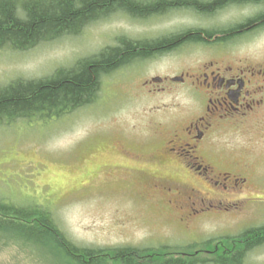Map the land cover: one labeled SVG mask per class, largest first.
Masks as SVG:
<instances>
[{
  "label": "rangeland",
  "instance_id": "rangeland-1",
  "mask_svg": "<svg viewBox=\"0 0 264 264\" xmlns=\"http://www.w3.org/2000/svg\"><path fill=\"white\" fill-rule=\"evenodd\" d=\"M187 12L190 11H172L139 21L110 14L90 22L76 35L42 43L25 52L0 49V85L50 77L107 46H114L121 36L152 39L169 35L171 20L177 13ZM238 57L264 65V27L220 45L183 44L166 57L138 60L116 68L101 76L93 103L55 121L17 120L0 127V198L17 205L45 206L67 240L78 247L149 248V255L140 254L146 259L162 251L172 257L206 260L223 254L224 241H209L204 248L201 243L205 241L189 238L201 229L208 235L222 231L239 234L236 226L240 224L264 223V104L257 109L259 124H249L248 135H241L234 128L223 133L217 130L208 143L224 161L234 159L249 164L250 169L242 174L261 190L255 194L261 204L251 205L237 225L225 219L217 230L215 225L201 220L193 222L189 231L185 228L189 227L185 214L166 208L162 192L145 197L137 185L128 181L133 174L127 177L120 172L108 174L107 170L142 166L143 162L135 161L134 155L146 157L151 148L158 146L164 128L193 114L201 115L202 102L195 105L185 93L188 89L174 85L161 91L156 84L143 87L145 82L196 71L220 59L232 62ZM129 154L131 159L124 156ZM172 155L174 160L184 163L185 157L176 152ZM144 169L148 173L153 171ZM143 198L146 202L141 201ZM7 241V245H0V264H43L29 248L11 242L17 240ZM193 244L197 245L192 247ZM197 250L201 253L192 255ZM106 262L112 264L110 260ZM245 264H264V245L249 252Z\"/></svg>",
  "mask_w": 264,
  "mask_h": 264
},
{
  "label": "trees",
  "instance_id": "trees-1",
  "mask_svg": "<svg viewBox=\"0 0 264 264\" xmlns=\"http://www.w3.org/2000/svg\"><path fill=\"white\" fill-rule=\"evenodd\" d=\"M214 4L215 0H0V49L25 52L39 44L76 35L89 22L110 14L139 21L180 10L201 14L210 9L215 13L219 8ZM213 30L216 31L191 29L181 34L179 43L175 33L152 39L121 36L114 46L50 77L0 85V127L10 126L17 120H58L93 103L101 76L116 68L173 51L185 43L211 40L215 33L219 34V41L243 34ZM137 179L135 175L128 177L132 184ZM236 237L243 241L222 242L223 254L208 260L172 257L166 251L150 254L153 257L146 259L140 254L149 255V248L78 247L67 240L45 206L17 205L0 198V245H7L8 239L17 240L11 242L29 248L43 264H108L107 260L112 264H245L248 253L264 245V223L243 230ZM208 242L201 244L205 248Z\"/></svg>",
  "mask_w": 264,
  "mask_h": 264
},
{
  "label": "flooded vegetation",
  "instance_id": "flooded-vegetation-1",
  "mask_svg": "<svg viewBox=\"0 0 264 264\" xmlns=\"http://www.w3.org/2000/svg\"><path fill=\"white\" fill-rule=\"evenodd\" d=\"M219 37L215 33L211 40L191 44L220 45L228 41H219ZM173 51L147 60L166 57ZM150 81L151 83L145 82L142 86L160 85L161 91L170 90L174 85L188 89L185 93L195 105L198 101L202 102L201 115L193 114L176 125L164 128L165 133L159 138L158 146L151 148L146 157L134 155L135 161L143 162L142 166L109 167L108 174L120 172L124 176H137V182L133 185H137L145 197H155L158 193H163L166 208L185 214L186 222L189 221V227L185 228L189 231L193 222L201 220L205 224L212 221L217 230L222 225L219 221L223 219H230L231 225H237V221L245 216L247 210L250 211L251 205L261 204L260 199L255 197L261 190L250 184V180L242 174V171L250 169L249 164L234 159L224 161L218 150L208 143L217 130L223 133L234 128L241 135H248L249 124H259L256 113L264 104L261 95H264V65L254 64L250 58L245 57L233 58L232 62L220 59L219 62H210L196 71L181 72L163 79L155 77ZM183 95L185 96L184 93ZM155 135L159 133L155 132ZM201 150L207 153L203 155ZM174 152L185 157L184 163L173 159ZM130 154L124 156L131 159ZM145 167L153 171L148 173ZM242 191H245V195L240 194ZM143 199L141 201L146 202ZM179 221L183 223L182 219ZM204 232L201 229L195 237L201 239ZM215 239L243 241L228 234L200 241Z\"/></svg>",
  "mask_w": 264,
  "mask_h": 264
},
{
  "label": "snow or ice",
  "instance_id": "snow-or-ice-1",
  "mask_svg": "<svg viewBox=\"0 0 264 264\" xmlns=\"http://www.w3.org/2000/svg\"><path fill=\"white\" fill-rule=\"evenodd\" d=\"M214 6L219 11L177 13L168 26L176 34V42L194 27H215L233 34L264 27V0H215Z\"/></svg>",
  "mask_w": 264,
  "mask_h": 264
},
{
  "label": "bare ground",
  "instance_id": "bare-ground-1",
  "mask_svg": "<svg viewBox=\"0 0 264 264\" xmlns=\"http://www.w3.org/2000/svg\"><path fill=\"white\" fill-rule=\"evenodd\" d=\"M98 18H99V20L102 19V18H100V17H98ZM98 18H96L95 20H97ZM93 21H94V20H93ZM91 22H92V21H91ZM89 23H90V22H89ZM89 23H88V24H89Z\"/></svg>",
  "mask_w": 264,
  "mask_h": 264
}]
</instances>
